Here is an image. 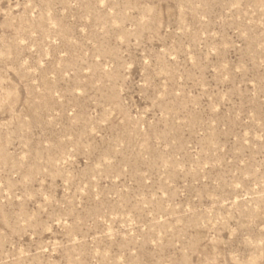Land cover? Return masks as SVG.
Wrapping results in <instances>:
<instances>
[{"label": "rangeland", "instance_id": "rangeland-1", "mask_svg": "<svg viewBox=\"0 0 264 264\" xmlns=\"http://www.w3.org/2000/svg\"><path fill=\"white\" fill-rule=\"evenodd\" d=\"M0 264H264V0H0Z\"/></svg>", "mask_w": 264, "mask_h": 264}]
</instances>
